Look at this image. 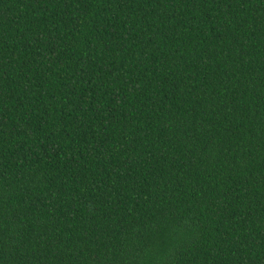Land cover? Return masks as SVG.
I'll return each instance as SVG.
<instances>
[{
    "label": "trees",
    "instance_id": "trees-1",
    "mask_svg": "<svg viewBox=\"0 0 264 264\" xmlns=\"http://www.w3.org/2000/svg\"><path fill=\"white\" fill-rule=\"evenodd\" d=\"M0 264H264V0H0Z\"/></svg>",
    "mask_w": 264,
    "mask_h": 264
}]
</instances>
